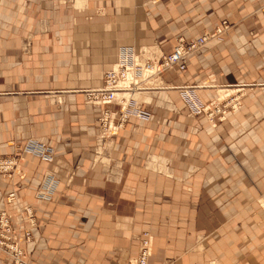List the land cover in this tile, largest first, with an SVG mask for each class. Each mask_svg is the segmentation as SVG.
<instances>
[{
  "label": "crops",
  "instance_id": "1",
  "mask_svg": "<svg viewBox=\"0 0 264 264\" xmlns=\"http://www.w3.org/2000/svg\"><path fill=\"white\" fill-rule=\"evenodd\" d=\"M64 3L0 0V157L18 156L26 174L0 175V212L33 207L29 261L130 264L149 235V264H264V0H94L106 16L86 28ZM41 20L56 36H33L26 57L20 26L37 34ZM217 30L186 71L133 94L150 119L133 115L102 144L101 110L83 90L103 85L120 47L168 56L179 40ZM174 87L196 88L204 104L234 92L221 103L239 109L214 126ZM53 92L63 95L44 96ZM30 140L53 148L55 162L24 153ZM49 173L58 188L41 200ZM0 264H11L2 250Z\"/></svg>",
  "mask_w": 264,
  "mask_h": 264
},
{
  "label": "built area",
  "instance_id": "2",
  "mask_svg": "<svg viewBox=\"0 0 264 264\" xmlns=\"http://www.w3.org/2000/svg\"><path fill=\"white\" fill-rule=\"evenodd\" d=\"M160 0H154L158 2ZM224 31L217 30L213 35L205 34L196 39L186 41L179 40L172 54L161 56L160 58L144 60L145 52H135L126 48L121 53L117 64L109 70L105 76L104 85L99 88L91 89L87 92L88 104L95 108H103L101 111L100 123L102 128L115 129V133L133 115L140 119H150V115L141 108H132V100L129 102L118 103V92H131L142 88V84L149 78L158 77L161 73L168 70L178 69L184 72L187 69L188 60L198 51L203 49L211 38L219 37ZM179 90L182 100L188 106L191 114H205L214 123V117L220 115V120L226 119L229 109L236 110L239 103L235 99L227 104L212 102L204 104L198 98L194 87H174ZM225 100V99H224ZM235 102V103H234ZM234 103V104H233ZM119 106V112L112 110L113 106ZM121 114L120 121L115 125V119ZM215 126V125H214ZM114 133V134H115ZM23 152L40 158L43 161L53 164L55 162L54 150L44 143L30 140L23 149ZM20 159L16 157H0V173L14 171V177L20 175L22 171ZM54 174L45 180L42 192L39 194L41 200L51 199L58 187V179ZM21 180L25 176H18ZM7 203L15 206L17 197L12 192L7 197ZM38 225L35 211L31 205L19 206L13 211L2 210L0 212V250L4 251L10 258L11 264H32L24 250V244L30 243L33 239V229ZM153 255V241L146 235L139 242V254L134 264H149ZM133 264V263H132Z\"/></svg>",
  "mask_w": 264,
  "mask_h": 264
},
{
  "label": "rangeland",
  "instance_id": "3",
  "mask_svg": "<svg viewBox=\"0 0 264 264\" xmlns=\"http://www.w3.org/2000/svg\"><path fill=\"white\" fill-rule=\"evenodd\" d=\"M57 1H59V0H57ZM63 2H65L64 4L66 5H68V7H70V12L72 11L73 13H74V19H73V22H74V26L76 27V26H84L85 28H86V26H89V25H91L92 23H94V21H96L95 19L96 18H100V17H104V16H106V11L104 10V9H92L91 8V1H94V0H81V4H78V1L79 0H62ZM105 1V0H104ZM161 1V0H160ZM160 1H158V2H160ZM158 2H154V0H149V3L150 4H156V3H158ZM39 27V29H40V31L37 33V34H35L34 32H32V24H24V25H22V26H20V36H25L23 39H22V51H23V54H24V56H26V57H30V56H32V49L34 48V44L37 42V40H36V38L35 37H33V36H48V34H51V36H56V33L54 32V33H50V30H49V26L48 25H46V23L43 21V20H41L40 21V25L38 26ZM209 41H211V40H209ZM209 41H208V43H209ZM39 42V41H38ZM47 43H49V42H47ZM207 43V44H208ZM44 44V43H43ZM126 49V47L125 46H122V47H120L119 49H118V55H117V61L115 62V63H113L114 65L115 64H117V62H118V60H119V58H121V53H122V51H124ZM153 51V52H155L156 53V57H155V54L154 53H152L151 51ZM144 52L145 51H147L148 53H146L145 52V55H144V57L142 58V59H144V60H149V59H155V58H160L162 55H160V54H158L154 49H144L143 50ZM154 54V55H153ZM112 64V65H113ZM114 65L112 66V68L114 67ZM112 68H110V69H107L104 73H103V81H105V76H106V74H107V72L109 71V70H111ZM154 80H156L155 79V77H152V78H149L148 80H146V82L144 83V84H142V87L143 88H146V86L147 85H149V86H151V87H157V86H162V84H161V81H159V79H157L156 81H154ZM103 85H104V82H103ZM102 85V86H103ZM101 87V86H100ZM94 88H99V87H92V88H88V89H85V90H83V94H85V96H86V102H88V98H87V92L88 91H90L91 89H94ZM173 89H175V88H173ZM196 89V88H195ZM231 89V88H230ZM233 89V88H232ZM177 90V89H176ZM221 89H219V93H218V97L213 101V102H219V103H221V102H223V101H225L224 99H227V98H229V96L231 95L232 96V94L234 93V92H228L227 91V93L225 92V91H220ZM137 91V90H136ZM135 91V92H136ZM143 91V90H142ZM179 91V90H178ZM134 92V93H135ZM133 93V94H134ZM242 94H245V92H242ZM45 95H51V96H53V97H59L60 95H63L62 94V92H53L52 94H44V96ZM154 95H156V94H154ZM122 97H126V96H120L119 98H122ZM132 98H133V95L131 96V97H126V99L127 100H132ZM57 100V99H56ZM118 102V101H117ZM118 103H121V102H118ZM212 103V102H211ZM210 103V104H211ZM88 104V103H87ZM89 105V104H88ZM91 106V105H90ZM132 108H141V110L143 109V106H142V101H137V100H132V104H131V109ZM101 111L102 110H104L103 108L101 109V108H99ZM239 109V107L238 108H236V110H233L234 112H236L237 110ZM231 110V109H230ZM232 111V110H231ZM102 114V113H101ZM150 114V113H149ZM151 115V114H150ZM226 120V119H225ZM211 122V121H210ZM216 123H219V122H216ZM101 124V123H100ZM211 124H213V123H211ZM213 125H215V124H213ZM101 128H102V125H101ZM103 130H108V131H111L112 132V136L114 135V133H115V129L114 128H112V129H104V128H102V136H101V138H102V140H103V143L102 144H104V143H107L108 142V140H106V142H104L105 141V139L107 138V139H109L108 138V136H109V132L108 131H104L103 132ZM107 133L108 134V136H106V138L104 137V133ZM111 136V137H112ZM111 139V138H110ZM37 141V140H36ZM11 157H16V155H14V156H11ZM4 158H6V157H4ZM19 158V157H18ZM20 165H21V168H20V170L19 171H22V173L20 174V175H16V176H14V177H10L9 175H13V173H14V171H8V172H4L3 174L2 173H0V175L2 176V177H4L5 179H9V180H14L15 179V177H17V176H25L26 177V174H25V172L23 171V169H22V164H21V160H20ZM53 173H49L48 175H47V177H46V179L48 178V176L50 177L51 175H52ZM54 178H57V176H54ZM59 181V180H58ZM58 188V187H57ZM41 190H42V187H41ZM264 192H262L261 194H260V196L258 197V200L256 201V203L259 205V207H260V209H261V211H262V213H263V215H264ZM261 199H263V201H261ZM263 222H264V218H263ZM151 238H152V241H153V237L152 236H150ZM153 245H154V243H153ZM139 254V253H138ZM137 258H138V256H137ZM137 258H133L131 261H130V264H134L135 263V261H136V259Z\"/></svg>",
  "mask_w": 264,
  "mask_h": 264
},
{
  "label": "bare ground",
  "instance_id": "4",
  "mask_svg": "<svg viewBox=\"0 0 264 264\" xmlns=\"http://www.w3.org/2000/svg\"><path fill=\"white\" fill-rule=\"evenodd\" d=\"M146 53H148L147 51H145ZM157 77H155V79H156ZM138 89H140V88H138ZM138 89H136V90H138ZM136 90H134V91H131V92H118V94H117V100H118V102H121V103H125L126 101L127 102H129V101H131V100H127L126 99V97H131L132 95H133V93L136 91ZM140 91H141V89H140ZM120 96H126L125 98L124 97H122V98H119ZM133 100V99H132ZM105 129V128H104ZM106 129H108V128H106ZM104 131H108V130H103V132ZM109 132V136H108V134L105 132L104 133V137L106 138V136H108V138H111V136H112V132L111 131H108ZM103 135V134H102ZM107 139V138H106Z\"/></svg>",
  "mask_w": 264,
  "mask_h": 264
}]
</instances>
